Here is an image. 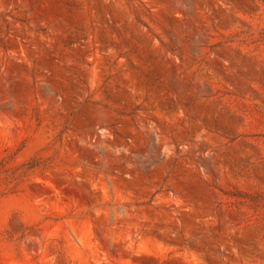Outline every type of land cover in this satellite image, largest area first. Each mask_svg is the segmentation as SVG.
Returning <instances> with one entry per match:
<instances>
[{
  "label": "rangeland",
  "instance_id": "1",
  "mask_svg": "<svg viewBox=\"0 0 264 264\" xmlns=\"http://www.w3.org/2000/svg\"><path fill=\"white\" fill-rule=\"evenodd\" d=\"M0 264H264V0H0Z\"/></svg>",
  "mask_w": 264,
  "mask_h": 264
}]
</instances>
